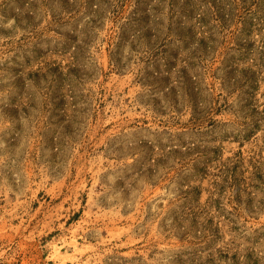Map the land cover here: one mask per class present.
Wrapping results in <instances>:
<instances>
[{"label": "rangeland", "instance_id": "obj_1", "mask_svg": "<svg viewBox=\"0 0 264 264\" xmlns=\"http://www.w3.org/2000/svg\"><path fill=\"white\" fill-rule=\"evenodd\" d=\"M0 264H264V0H0Z\"/></svg>", "mask_w": 264, "mask_h": 264}]
</instances>
